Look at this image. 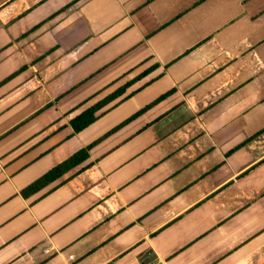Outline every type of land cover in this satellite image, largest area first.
<instances>
[{"label": "crops", "instance_id": "0c3cea01", "mask_svg": "<svg viewBox=\"0 0 264 264\" xmlns=\"http://www.w3.org/2000/svg\"><path fill=\"white\" fill-rule=\"evenodd\" d=\"M0 264H264V0H0Z\"/></svg>", "mask_w": 264, "mask_h": 264}, {"label": "trees", "instance_id": "16d2710c", "mask_svg": "<svg viewBox=\"0 0 264 264\" xmlns=\"http://www.w3.org/2000/svg\"><path fill=\"white\" fill-rule=\"evenodd\" d=\"M158 68V65H154L152 68H150L148 71H145L144 74L139 75L136 79L132 80L130 83L122 86L121 88L117 89L112 94L108 95L104 99H102L100 102L95 104L94 106L88 108L84 112H82L80 115L72 119L68 122L67 128H69L72 132V135H77L92 124H94L102 115H103V108H105L110 103L116 101L120 97H122L125 93V91L134 83L138 82L142 77L149 75L152 73L155 69ZM168 93L148 107H146L144 110L137 112L130 118H128L126 121L115 127L114 129L110 130L108 133L103 135L98 140L92 142L91 144L87 145L80 151H78L73 156L69 157L56 167H54L51 171H49L47 174L36 180L34 183L26 187L21 191V195L24 198H29L30 196L40 192L44 188H46L48 185L52 184L56 180L62 178L66 174H68L71 170L81 166L84 162H86L90 157V152L94 147H96L98 144H100L102 141H104L109 136L113 135L115 132H117L119 129L123 128L130 122L134 121L138 117H140L143 113L151 109L155 104L159 103L160 101L166 99L169 95ZM51 107V104L46 106L43 110H48ZM39 114V113H38Z\"/></svg>", "mask_w": 264, "mask_h": 264}, {"label": "rangeland", "instance_id": "374dc122", "mask_svg": "<svg viewBox=\"0 0 264 264\" xmlns=\"http://www.w3.org/2000/svg\"><path fill=\"white\" fill-rule=\"evenodd\" d=\"M152 67H153V60L151 59L150 56H147V57L143 58L142 60H140V62L136 63V66H134V67L131 68V72L130 73H133V74L140 73L139 75H141V74H144L145 71H148ZM139 75H137L134 79H136ZM158 75H159V71L158 70H155L152 74L148 75L147 79L152 80V78H154V76L157 77ZM134 79H132V80H134ZM145 80H146V78L143 79L140 83L139 82L136 83L137 85L134 87V89L140 88L141 87V84ZM62 98H63V95L57 97L53 101V106H52V108L50 110L51 112L56 109L57 105L62 100ZM88 99H90V97ZM103 110H104V108H103ZM69 116H70L69 110H66V111L62 112L61 115L60 114H58V115H52L51 116V121H52L51 122V125H54V124L58 123L60 120L61 121L62 120H67L66 123L68 124V122H69ZM67 124H65V126H63V128H67Z\"/></svg>", "mask_w": 264, "mask_h": 264}]
</instances>
